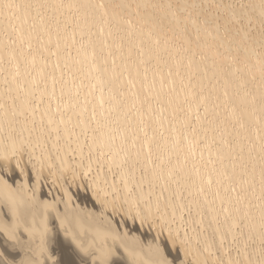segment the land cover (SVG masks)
<instances>
[{"label": "bare ground", "instance_id": "6f19581e", "mask_svg": "<svg viewBox=\"0 0 264 264\" xmlns=\"http://www.w3.org/2000/svg\"><path fill=\"white\" fill-rule=\"evenodd\" d=\"M227 1L219 32L196 0H0V264H264V0ZM97 159L91 197L166 236L64 187Z\"/></svg>", "mask_w": 264, "mask_h": 264}, {"label": "rangeland", "instance_id": "374dc122", "mask_svg": "<svg viewBox=\"0 0 264 264\" xmlns=\"http://www.w3.org/2000/svg\"><path fill=\"white\" fill-rule=\"evenodd\" d=\"M236 4V3H235ZM234 4V5H235ZM224 5H229V3H228V1L227 0H218V1H215V0H196V2H195V4H194V8H193V10L195 11V12H197L198 13V17H201L202 15H206V14H209L208 12H214L215 14L211 17V20H210V22H209V26L210 27H212V26H215V28L217 27V30L219 29V27H223V26H219V25H222V24H220L221 23V20H220V18L222 19L223 18V15L226 13V7L224 6ZM231 5V8H232V5H233V2H232V4H230ZM230 5H229V7H230ZM201 6H204V9H200V7ZM227 8V9H230V8ZM170 8H171V6H170ZM225 8V9H224ZM222 15H221V14ZM72 15V14H71ZM218 15H220L219 17H218ZM39 14H37L36 15V18H38L39 19ZM45 18H48V22L47 23H49V22H52V18L50 17H47V15H46V17ZM239 18H237L236 19V21H235V19H234V21H232V22H230L229 23V25L228 26H230L231 25V27H232V25L234 26V28H240V25L242 24H244V22L242 21V20H239ZM58 21H60V19H58ZM239 22V23H238ZM240 22H241V24H240ZM243 22V23H242ZM246 22V21H245ZM246 23H250L251 25H252V23H251V20L249 19ZM228 24V22L226 23V25ZM240 24V25H239ZM250 24H244V26L242 27V25H241V28L243 29V28H245V29H243L244 31H246L247 29H249L246 33L248 34V35H252L253 34V32L255 31L254 29V27H252ZM219 26V27H218ZM228 26H226V27H228ZM239 26V27H238ZM248 27V28H247ZM251 27H252V30H251ZM220 28V29H221ZM247 28V29H246ZM241 29V30H242ZM238 30V29H237ZM219 31V30H218ZM262 31V33H263V29L261 30ZM219 32H222V29H221V31H219ZM251 32V33H250ZM250 37V36H249ZM10 38V37H9ZM193 38L192 37H190L189 38V40H190V44L192 45V40ZM192 40V41H191ZM208 42H209V40H207ZM207 42V43H208ZM168 43H169V45H172V46H177V43H180V41H177V39L175 38V37H173V39H170V40H168ZM66 50H67V48H65V52H66ZM219 51V50H218ZM236 60L237 61H240V59H239V57L237 56L236 57ZM224 61L225 62H223V64H225L226 62H229L230 61V59H228V58H226V59H224ZM232 64H234V62H232ZM242 68L246 71L247 70V68H246V65H242L241 66V72H242ZM253 70H254V67H253ZM240 71V70H239ZM244 72V71H243ZM2 75V72H0V76ZM248 84H250V83H248ZM1 85L2 86H4V83L3 82H1ZM3 90L5 91V92H7L6 91V89H4V87H3ZM7 101V100H6ZM34 103V102H33ZM51 105H52V103L50 104V107H51ZM192 121H194V118L192 119ZM86 136V135H85ZM87 140V139H86ZM85 140V141H86ZM261 141L263 140V138H261L260 139ZM201 141H199V143H200ZM20 166H22V169H23V171L25 172V177H28V174H29V180L27 181V185H29V187H32L33 186V177H32V172H31V167H30V165H28V161H27V159H26V153L25 152H23V151H21L20 152ZM96 159V158H95ZM98 159L96 160V163H95V168L96 169H93V168H91L90 169V171L88 172V173H86V177L84 176L83 177V173L82 172H80L79 174L77 173V175H79L78 177H77V175L75 174L74 176L76 177V179L72 176L73 174H72V172H70L69 170V172L71 173V175H70V173L67 171V175H66V172H65V175H66V177H65V175H64V177L65 178H63V182H64V184L66 185V186H64L65 188H68V187H70V189H72L73 187H75V188H73V189H75V190H78V192L79 191H81V192H79L80 194H82V195H85V196H87L92 202H94V203H98L97 205H99V206H101V207H103V208H105L103 205H105L106 206V208H105V210H107L106 212H108V213H110V215L112 216V217H117V216H119L120 218H122L123 219V221L125 222V225L127 226V227H129L130 229L133 227V226H137V227H140V229H144V231H147V232H149L152 236H154V234L155 233H157V231H160L159 229H158V227H155V226H153L152 227V223H151V221H149L150 223H147L146 224V226L144 225V222L143 221H140V220H138V219H135L136 217L134 216V217H132V215H131V217H132V219L130 218L129 219V216L126 214V216H125V211L123 210V204L121 205V201H116V202H114L113 200H111L112 202H113V204H110V203H112L111 201H110V203H108V204H110V205H108L106 202H108L107 200H106V198H107V195H106V198H105V195L103 196V197H101V195L99 196L98 194V192H99V190H98V192L97 191H95L96 193H97V196H96V194H93L92 196L93 197H91V192L89 191V189H88V186H87V183H85V182H87V181H89V177H91L92 176V172H94L95 170L97 171L98 170ZM15 167H16V165H14ZM25 169H24V168ZM30 167V168H29ZM98 167V168H97ZM13 168V167H12ZM14 169H16L15 170V172H16V174H18L19 175V172L17 173V169L19 170V168L17 167V168H14ZM93 169V170H92ZM3 170V171H2ZM95 171V172H96ZM0 172L2 173V172H4V169L2 168V167H0ZM26 174H27V176H26ZM45 174V173H44ZM17 175V176H18ZM21 175V174H20ZM18 176L17 178L18 179H21V177L22 176ZM46 176V178L44 177V185L45 186H43V189L42 190H40V193H41V195H43L44 196V198H48V195H50L52 192V196H50V197H52V198H54L55 199V195L54 194H56L55 192L57 191H59V193H61V194H63L62 192H63V190H61L62 188H60L61 186H63L62 184H61V182H60V178L58 177V180H57V178H55V177H57V175H55L54 176V187H56L55 189H56V191H54V188H52L51 187V184H52V180H51V176H52V174H51V176L49 175V174H45ZM50 176V177H49ZM113 176V175H112ZM112 176H110V177H112ZM70 177V178H69ZM16 178V179H17ZM48 178V179H47ZM72 178V179H71ZM77 178L79 179V180H77ZM85 178V179H84ZM33 180V181H32ZM72 180H74V181H72ZM80 181L81 183H78V182ZM73 182V183H72ZM79 184H77V183ZM49 183H50V185H49ZM69 183V184H68ZM70 183H72L74 186H72V184H70ZM78 185H76V184ZM30 184H32V185H30ZM81 184V185H80ZM59 186V187H58ZM46 188H47V190H46ZM77 188V189H76ZM80 190H79V189ZM59 189V190H58ZM43 191V192H42ZM89 191V192H88ZM46 192V193H45ZM49 192H50V194H49ZM85 192V194H83ZM46 195V196H45ZM97 197V198H95L94 199V197ZM101 197V198H100ZM93 198V199H92ZM100 198V199H99ZM105 198V199H104ZM53 199V200H54ZM96 199H98V200H96ZM101 199H103L104 201H103V203H102V201H101ZM94 200V201H93ZM102 204V205H101ZM115 204H116V208H115ZM108 205V206H107ZM114 205V206H113ZM118 205V206H117ZM120 206V207H119ZM117 207H119V208H117ZM108 208H109V211H108ZM116 209V211L118 212H116V211H114L115 209ZM114 209V210H113ZM117 209H119V210H117ZM122 209V210H121ZM123 212H124V214H123ZM122 213V214H121ZM119 214V215H118ZM121 214V215H120ZM134 214V213H133ZM115 215V216H114ZM126 217H128L127 219H125ZM119 219V218H118ZM135 219V220H134ZM130 220H133L132 222H129ZM136 221V222H135ZM138 221V222H137ZM140 221V222H139ZM142 222V223H141ZM131 224V227L129 226ZM151 226H150V225ZM148 225V226H147ZM153 230H152V229ZM142 229V230H143ZM158 229V230H157ZM155 230V231H154ZM153 231V232H152ZM155 232V233H154ZM152 233H154V234H152ZM164 234V232H160V233H157L156 235H158L159 237H161V235L162 236H164L163 235ZM155 235V236H156ZM166 236V235H165ZM167 237H169V236H167ZM173 239V240H172ZM168 241L170 242V244H169V246H172L173 247V249H174V254L178 257V258H181V257H184V259H185V261L187 262V264H193L194 262H196V260L198 259H200V255L198 254H195V256H194V252L192 251V252H190L189 254L185 251L186 250V248L184 247L183 248V246H184V243L182 242L181 244H178V243H180V241H178L177 242V240L176 239H174V237H172V236H170L169 237V239H168ZM168 242V243H169ZM175 243V244H174ZM183 245V246H182ZM178 247H180V248H178ZM181 251H180V250ZM184 250V251H183ZM180 252H181V256H180ZM192 254V255H191ZM189 255H190V257H189ZM196 255L198 256V257H196ZM192 256H194L195 258H197V259H194V257H192ZM189 258H191L190 260H188ZM190 261V262H189ZM77 263V262H76ZM88 264V262H86L85 260H82V262L80 261L79 263H77V264Z\"/></svg>", "mask_w": 264, "mask_h": 264}]
</instances>
